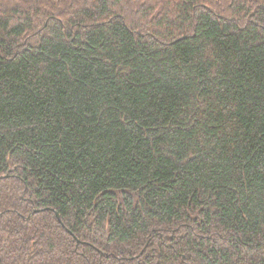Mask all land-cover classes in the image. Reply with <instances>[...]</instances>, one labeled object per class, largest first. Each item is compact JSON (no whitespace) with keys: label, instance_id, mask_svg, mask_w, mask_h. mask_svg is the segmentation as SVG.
I'll list each match as a JSON object with an SVG mask.
<instances>
[{"label":"trees","instance_id":"trees-1","mask_svg":"<svg viewBox=\"0 0 264 264\" xmlns=\"http://www.w3.org/2000/svg\"><path fill=\"white\" fill-rule=\"evenodd\" d=\"M0 264H264V0H0Z\"/></svg>","mask_w":264,"mask_h":264}]
</instances>
